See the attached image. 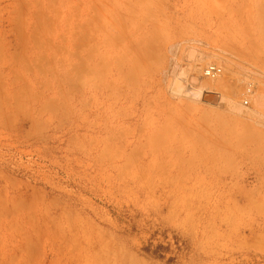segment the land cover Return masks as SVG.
<instances>
[{"label": "rangeland", "instance_id": "rangeland-1", "mask_svg": "<svg viewBox=\"0 0 264 264\" xmlns=\"http://www.w3.org/2000/svg\"><path fill=\"white\" fill-rule=\"evenodd\" d=\"M0 264H264V0H0Z\"/></svg>", "mask_w": 264, "mask_h": 264}, {"label": "built area", "instance_id": "built-area-1", "mask_svg": "<svg viewBox=\"0 0 264 264\" xmlns=\"http://www.w3.org/2000/svg\"><path fill=\"white\" fill-rule=\"evenodd\" d=\"M223 75V69L216 65H209L204 70V76L206 78L215 79Z\"/></svg>", "mask_w": 264, "mask_h": 264}, {"label": "bare ground", "instance_id": "bare-ground-1", "mask_svg": "<svg viewBox=\"0 0 264 264\" xmlns=\"http://www.w3.org/2000/svg\"><path fill=\"white\" fill-rule=\"evenodd\" d=\"M184 74V73H183Z\"/></svg>", "mask_w": 264, "mask_h": 264}]
</instances>
